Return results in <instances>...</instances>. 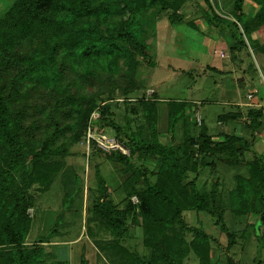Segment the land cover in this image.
<instances>
[{
	"label": "trees",
	"instance_id": "trees-1",
	"mask_svg": "<svg viewBox=\"0 0 264 264\" xmlns=\"http://www.w3.org/2000/svg\"><path fill=\"white\" fill-rule=\"evenodd\" d=\"M186 1H2L5 4L3 7L0 4V264H47V240L33 243L26 240L32 223L27 210L34 205L29 189L37 179L45 186L51 185L48 177L52 173H42L46 178H37L42 169H50L45 160L65 155L78 143L86 135L94 111L100 113L95 122L97 129L106 131L105 125L114 128L115 136L131 149V156L121 152L105 154L111 160L125 163L137 175L126 183L124 208H119L99 176L100 194L90 216L115 235L108 246L120 251L121 264H184L191 253L197 256L199 264H213V238L204 229L188 224L184 217L187 209L217 216L223 231H227L223 223L226 210L238 216L254 215L252 226L256 232L264 225V152L259 153L253 147L255 131L263 123L262 108L248 111L250 122L245 135L231 132L215 140L204 121L199 125L194 120L197 132L188 131L181 140L171 133L170 140L163 142L158 127L157 97L138 99L133 113L143 123L134 130L129 123L122 126L110 119L107 98L101 97L102 92L97 89L102 82L116 88L117 77L125 76L124 94L142 91L144 87L135 84L133 73L141 59L151 66L155 65V59L142 37L144 25L136 17L142 14L155 19L171 7L174 9L171 18L176 22L182 19L180 9ZM204 1L206 7L200 5L203 16L208 23L220 24L223 13L215 11L211 0ZM255 1L259 9L254 16L245 11L246 0H231L229 12L236 19L234 25H239L248 37L250 46L251 31L264 25V0ZM126 14L129 16L124 18ZM251 65L257 72L253 62ZM168 106V128L172 132L184 118L186 106L174 101H168ZM240 114L227 112L219 118L230 120ZM248 152L253 156L248 158ZM135 156L139 161L154 159L155 181L147 177L143 164H134ZM220 164L244 168L235 173L234 185L227 193L232 203L229 207L223 201L218 175L204 188L197 184L201 171L218 173ZM191 173L195 174L192 179ZM187 176L188 182H184ZM133 195L139 200L136 205L131 200ZM127 217L142 225L145 245L151 249L149 256L120 244ZM185 231L193 233L190 240L186 239ZM227 238L228 245H233L232 232L227 231ZM228 263L236 264L230 258ZM52 264L68 262L59 259ZM82 264L87 261L83 259Z\"/></svg>",
	"mask_w": 264,
	"mask_h": 264
},
{
	"label": "rangeland",
	"instance_id": "rangeland-1",
	"mask_svg": "<svg viewBox=\"0 0 264 264\" xmlns=\"http://www.w3.org/2000/svg\"><path fill=\"white\" fill-rule=\"evenodd\" d=\"M5 2L10 3V0ZM211 3L215 11L223 13L218 25L208 23L203 16L200 5L206 7L204 0H187L180 9L182 19L176 22L172 21L174 9L171 7L161 11L155 19L137 15L136 18L145 28L142 37L154 52L155 65L151 66L140 58L141 63L133 73V80L135 84L143 85L144 89L131 95L124 94L125 76L117 77L116 88H110V83L102 82L98 85L101 97L107 98L110 106V119L122 126L129 123L134 130L140 129L143 119L133 113V108L138 104L139 98H149L148 87H151L161 99L159 127L163 142H168L172 134L177 140H181L182 134L188 135V131L193 133V124L188 130V114L197 109L204 116L203 120L205 118L211 132L222 127L226 130V127L218 123V115L234 107L232 95L238 88V71L234 70L233 64L237 66L241 57L248 54L252 56V51L248 37L239 25H234L233 21L236 19L229 14L231 0H211ZM4 4L1 3V6ZM128 16L126 14L124 18ZM222 52L227 56H220ZM236 58L238 61H234ZM252 59L254 61L253 57ZM207 65L210 66L209 69L206 68ZM122 68L126 70V67ZM248 87V84L244 85L240 94H245ZM168 101L183 102L186 106L184 118L176 123L172 132L168 128ZM104 128L106 131H97L115 136L114 128L106 125ZM263 137L259 139L261 146ZM99 150L101 149L95 142L88 144L86 135L83 136L65 155L45 160L50 169H42L37 178H46L42 177V173L50 172L52 174L48 178L52 180L51 185L45 186L37 179L29 189L34 207H30L33 208V214L27 210L32 223L26 240L27 243L47 240V264L59 259L66 260L68 264H82L83 259L87 264H121L120 251L108 246L115 235L110 230L101 228L90 216L100 194L99 176L103 177L119 208H124L126 183L129 178L137 175L125 163L111 160L105 151ZM125 155L131 156V149ZM132 160L136 166L143 164L147 177L155 181L157 165L153 158L147 157L139 161L135 156ZM218 168V173L208 169L201 171L197 184L204 188L218 175L222 182L223 201L229 207L232 203L227 193L234 185L235 173L244 171V168L226 164H220ZM194 176L193 173L189 174L190 179ZM184 182H188V176ZM131 200L135 205L139 202ZM184 217L190 226L204 229L213 238V264H229L228 258L236 264H264V225L256 232L252 226L254 215L238 216L226 210L223 223L227 231L233 233V245H228L227 231L221 229L217 216L187 209ZM124 226L126 230L123 231L120 244L130 251L136 250L149 256L151 249L145 245L142 225L138 221L133 223L132 218L127 217ZM184 235L187 240L193 237L191 231H185ZM184 264H199V260L191 253L185 258Z\"/></svg>",
	"mask_w": 264,
	"mask_h": 264
},
{
	"label": "crops",
	"instance_id": "crops-1",
	"mask_svg": "<svg viewBox=\"0 0 264 264\" xmlns=\"http://www.w3.org/2000/svg\"><path fill=\"white\" fill-rule=\"evenodd\" d=\"M2 1L3 0H0V4L2 3ZM244 8L247 14H249L250 16H254L259 9V4L255 0H248V3L246 0V4ZM250 39L253 44L252 46H250L251 51H252V56L248 54L239 59V64H237V66L235 63L233 64L234 70L238 71V74L236 76V80L238 82L237 83L238 88L236 91L233 92V95H232V98H233L232 104L234 107L227 112H239L241 113L240 116H238L237 118L230 119V120H220L219 115L227 113V112L219 114L218 123L226 127V130H224L222 127V129L220 128L214 132H211L210 128L205 122V118L203 120L204 116L201 115L202 120L207 125L209 134H211L213 136V139L215 140H219L223 138V135L225 133L236 132L238 134L245 135L246 132L248 131L247 123L250 122L248 111L251 108H262L264 111V25H261L253 29L250 33ZM220 56L226 57L227 55L224 53V55L220 54ZM252 57L254 58V61ZM237 59L238 58H236L234 61H238ZM251 62H253L254 66L258 68L257 72H254L253 69L251 68L252 66ZM206 68L209 69L210 66L207 65ZM215 69L218 70L219 68L216 67ZM247 84L249 86L247 89V92L245 94H240L243 86ZM149 89L153 90V88L151 87H148V90ZM155 93L156 91L153 92L154 94V95L152 94L153 96L149 95V98L157 97L158 100H161L158 95H155ZM250 94H251V97L249 96ZM166 108H167V115H168V111H169L168 103L166 104ZM196 111L194 110L192 113H189L190 119L188 120L189 122L188 130H190V125L193 124V121L195 120L194 115L196 116V113L198 112ZM158 115H159V103H158ZM262 121L263 123H262L261 128L258 131H255L256 139L253 142V147L255 151L259 153L264 152V137L262 139V142H263L262 146L259 143L260 137L264 136V115H263ZM158 127H159V119H158ZM159 130L161 131L160 127H159ZM197 131L198 129L195 128L193 132H197ZM182 137H184L183 134H182ZM160 138H161V133H160ZM252 156L253 155L251 152L247 153L248 158Z\"/></svg>",
	"mask_w": 264,
	"mask_h": 264
},
{
	"label": "built area",
	"instance_id": "built-area-1",
	"mask_svg": "<svg viewBox=\"0 0 264 264\" xmlns=\"http://www.w3.org/2000/svg\"><path fill=\"white\" fill-rule=\"evenodd\" d=\"M221 55H224L222 52ZM153 90H148V96L153 94ZM251 97V94L249 95ZM100 113L98 111H94L91 115V120L89 122V126L87 128V142L90 144L91 142H95L97 146L105 152H121L123 154H129L130 149L129 147L121 140H119L116 136L106 134V133H99L97 130V126L95 124L96 120L99 118ZM195 119L197 123L200 125L202 124V116L199 112L196 113ZM134 202H138V198L136 196L132 197ZM28 212L33 214V208H29Z\"/></svg>",
	"mask_w": 264,
	"mask_h": 264
}]
</instances>
